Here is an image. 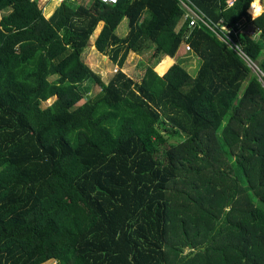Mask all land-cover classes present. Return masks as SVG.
<instances>
[{
	"label": "trees",
	"instance_id": "1",
	"mask_svg": "<svg viewBox=\"0 0 264 264\" xmlns=\"http://www.w3.org/2000/svg\"><path fill=\"white\" fill-rule=\"evenodd\" d=\"M251 3L0 0V264H264V76L228 42L264 74ZM100 21L107 82L82 59ZM148 51L169 68L135 81Z\"/></svg>",
	"mask_w": 264,
	"mask_h": 264
},
{
	"label": "rangeland",
	"instance_id": "2",
	"mask_svg": "<svg viewBox=\"0 0 264 264\" xmlns=\"http://www.w3.org/2000/svg\"><path fill=\"white\" fill-rule=\"evenodd\" d=\"M61 1L63 0H39V6L42 8L44 15L50 17ZM91 1L92 0H80V2H85L88 4L91 3ZM123 26H126L127 28V22L124 23L121 28H123ZM98 27L99 26L97 25L95 29L98 30ZM121 28L119 30L120 33H122ZM96 30H94V33ZM93 34L90 37L89 43L84 50V59H82L86 64L90 66L92 71L98 74L104 82H107L112 77V75L116 73V71L118 70V66L111 61L108 55L102 54L94 48ZM183 50H186L185 46H181V49L178 50L177 54L173 57V60L175 62H180L181 64H183L189 74L194 76L199 65L198 58L192 52L188 51L185 53ZM151 56L152 51L145 52L144 54L130 52L124 64V71L135 81L139 82L141 81V78L143 76L144 65L150 63L153 66L154 71L158 75L162 76L168 70L169 66L162 74H160L157 70L159 63L155 64L154 59ZM56 78L57 77H51L50 80L54 81ZM89 94L90 92L87 95ZM54 100L55 98L43 102L42 107H49L54 102ZM187 251H189V249L185 247L183 254H185ZM44 264H53V261H48Z\"/></svg>",
	"mask_w": 264,
	"mask_h": 264
},
{
	"label": "built area",
	"instance_id": "3",
	"mask_svg": "<svg viewBox=\"0 0 264 264\" xmlns=\"http://www.w3.org/2000/svg\"><path fill=\"white\" fill-rule=\"evenodd\" d=\"M104 4H117L119 0H98ZM180 1V0H179ZM183 3V2H181ZM229 5L231 6L233 4V0H228ZM188 10V14L185 15V18H188V28H192L194 27L198 21H201L202 23L204 22V17L199 15L198 13H196L195 11H193L190 7L187 8ZM209 24V23H208ZM205 23V25H208ZM222 30H224L225 32L229 33V29H227L226 27H222ZM248 35L253 36L254 32L253 31H247ZM237 32L234 31V35H236ZM228 42H230L233 45L234 49H237L239 55L245 60L248 68H250L251 70H253L256 73L261 74L262 76H264V74L262 73L261 70L258 69V66L252 61L250 60L243 52H241L238 47L236 46V44L228 38ZM186 50H190V47L188 45L185 46Z\"/></svg>",
	"mask_w": 264,
	"mask_h": 264
},
{
	"label": "crops",
	"instance_id": "4",
	"mask_svg": "<svg viewBox=\"0 0 264 264\" xmlns=\"http://www.w3.org/2000/svg\"><path fill=\"white\" fill-rule=\"evenodd\" d=\"M262 3H263V5H262ZM251 5H252V3H251ZM251 5H250V7H251ZM259 6L261 7V9H262V12H261V14L260 15H262V14H264V2L263 1H261V0H259ZM249 7V8H250ZM182 8H183V10H184V12H185V15L186 14H188V10H187V8H189V6H188V4L186 3V2H183L182 3ZM194 8V7H193ZM249 10V9H248ZM247 10V12H248V14L252 17V15H251V13L254 11V9H251V12L249 13V11ZM193 11H195L196 13H198L199 15H201V16H205L203 13H201L199 10H197L196 8H195V10H193ZM259 15V16H260ZM258 16V17H259ZM127 22V25H128V20H127V18H124L123 19V21L121 22V24L119 25V27H118V29H117V33L120 35V36H125L127 33H128V31H129V27L127 26V28H126V26H123V28H121V26L124 24V23H126ZM102 25H103V22L102 21H100L99 23H98V30H96L95 31V33L93 34V41H95V39H96V37H97V35H98V33H99V31H100V29L102 28ZM120 28H121V31H122V33H120L119 32V30H120ZM92 36V35H91ZM93 45H94V42H93ZM94 48H95V45H94ZM96 49V48H95ZM85 50V49H84ZM84 54V53H83ZM83 59H84V57H83Z\"/></svg>",
	"mask_w": 264,
	"mask_h": 264
},
{
	"label": "clouds",
	"instance_id": "5",
	"mask_svg": "<svg viewBox=\"0 0 264 264\" xmlns=\"http://www.w3.org/2000/svg\"><path fill=\"white\" fill-rule=\"evenodd\" d=\"M252 8L254 9V11L251 13L252 19H255L262 12L261 7L259 6V0H252Z\"/></svg>",
	"mask_w": 264,
	"mask_h": 264
}]
</instances>
